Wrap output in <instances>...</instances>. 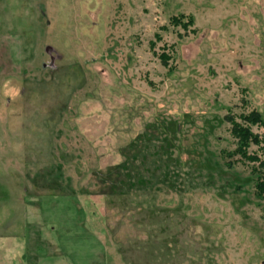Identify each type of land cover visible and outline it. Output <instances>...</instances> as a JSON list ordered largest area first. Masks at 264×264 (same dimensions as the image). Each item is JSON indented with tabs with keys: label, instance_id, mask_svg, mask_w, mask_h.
I'll return each mask as SVG.
<instances>
[{
	"label": "rangeland",
	"instance_id": "374dc122",
	"mask_svg": "<svg viewBox=\"0 0 264 264\" xmlns=\"http://www.w3.org/2000/svg\"><path fill=\"white\" fill-rule=\"evenodd\" d=\"M251 111L264 0H0V234L28 238L23 264L54 247L69 264H264L258 162L231 133Z\"/></svg>",
	"mask_w": 264,
	"mask_h": 264
},
{
	"label": "trees",
	"instance_id": "16d2710c",
	"mask_svg": "<svg viewBox=\"0 0 264 264\" xmlns=\"http://www.w3.org/2000/svg\"><path fill=\"white\" fill-rule=\"evenodd\" d=\"M242 122L234 124L231 129V133L237 139V148L235 152H240L249 161H257L258 166L255 168L256 179L254 183L255 193L258 197L264 196V147L262 148V158L256 156V154H246L248 146L250 144H260L262 142L259 137L254 134L250 126L259 125L264 127V118L257 111H251L246 115L241 116Z\"/></svg>",
	"mask_w": 264,
	"mask_h": 264
},
{
	"label": "crops",
	"instance_id": "0c3cea01",
	"mask_svg": "<svg viewBox=\"0 0 264 264\" xmlns=\"http://www.w3.org/2000/svg\"><path fill=\"white\" fill-rule=\"evenodd\" d=\"M23 225V224H22ZM53 229V228H52ZM38 236L39 234H34ZM30 240L35 241V244H38L40 240V236L31 238ZM28 243V238L22 234L18 233H1L0 234V264H23L22 261L25 259V250ZM49 245L53 243L51 240L48 242ZM54 245V244H53ZM52 245V246H53ZM56 247L53 248L52 252H48L51 254V260H55L50 262V264H69V258L65 255H62L63 252L60 250H55ZM63 257V258H62ZM41 257L33 256L32 262L33 264H46L41 260ZM93 264H96L93 262Z\"/></svg>",
	"mask_w": 264,
	"mask_h": 264
}]
</instances>
